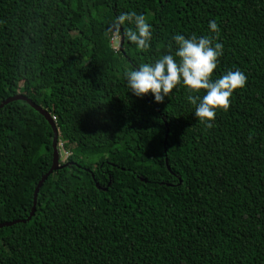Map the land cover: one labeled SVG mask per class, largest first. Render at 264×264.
<instances>
[{
	"label": "trees",
	"instance_id": "trees-1",
	"mask_svg": "<svg viewBox=\"0 0 264 264\" xmlns=\"http://www.w3.org/2000/svg\"><path fill=\"white\" fill-rule=\"evenodd\" d=\"M121 11L152 25L148 49L109 44ZM209 20L212 79L247 77L211 127L186 101L203 90L128 92L125 72L173 52L174 33L212 38ZM15 95L69 155L30 220L0 228V264H264V0H0V103ZM52 138L26 102L0 108V223L28 216Z\"/></svg>",
	"mask_w": 264,
	"mask_h": 264
},
{
	"label": "clouds",
	"instance_id": "clouds-1",
	"mask_svg": "<svg viewBox=\"0 0 264 264\" xmlns=\"http://www.w3.org/2000/svg\"><path fill=\"white\" fill-rule=\"evenodd\" d=\"M207 30L213 34L212 38L174 33L171 37L173 52L124 73L128 92L136 97L150 94L153 102L161 103L178 84L184 85L189 93L203 90L202 95H187L186 101L193 107L195 119L211 127L217 109H227L234 90L244 87L247 77L239 69H229L212 79L223 54V44L216 40L219 28L214 20L207 22ZM151 38L152 25L143 14L121 11L111 22L107 41L111 45L126 39L143 51L149 48Z\"/></svg>",
	"mask_w": 264,
	"mask_h": 264
},
{
	"label": "water",
	"instance_id": "water-1",
	"mask_svg": "<svg viewBox=\"0 0 264 264\" xmlns=\"http://www.w3.org/2000/svg\"><path fill=\"white\" fill-rule=\"evenodd\" d=\"M15 100H22V101L26 102L33 110H35V112H37L39 115H41L44 118V120L47 122V124L50 126V128L52 130V134H53V138H52V161H51V166H50L49 170L44 175L41 176V178L39 179V181L37 182V184L34 187V190L32 193V206L30 208L28 216L24 220H16V221H12V222H1L0 228L10 227V226L18 224V223L24 224V223L28 222L30 220V218L34 215V212L36 209V198H37L38 190L40 189L42 184L46 181L47 177L52 172L61 168L60 162H59V151H58L57 144H56L59 133H58V130L55 126V123L53 122V119L50 117V115L44 109H42L40 106L35 105L30 100L26 99V97H24L23 95H15V96H11V97L6 98L5 100H3L0 103V108L3 105H5L9 102L15 101ZM165 142H166V136H165L164 142H163L164 147H165ZM164 152H165V148H164ZM165 165H166V168L169 170V166L167 164V161H165Z\"/></svg>",
	"mask_w": 264,
	"mask_h": 264
},
{
	"label": "built area",
	"instance_id": "built-area-1",
	"mask_svg": "<svg viewBox=\"0 0 264 264\" xmlns=\"http://www.w3.org/2000/svg\"><path fill=\"white\" fill-rule=\"evenodd\" d=\"M59 154H60L61 162H63L66 159V157L69 155V152L63 151L61 149V145H60V152H59Z\"/></svg>",
	"mask_w": 264,
	"mask_h": 264
},
{
	"label": "rangeland",
	"instance_id": "rangeland-1",
	"mask_svg": "<svg viewBox=\"0 0 264 264\" xmlns=\"http://www.w3.org/2000/svg\"><path fill=\"white\" fill-rule=\"evenodd\" d=\"M111 46H112L114 49H116V48H117V43L113 42V43L111 44ZM57 148H58V151L60 152V144L57 145ZM59 160L61 161V158H60V157H59ZM60 161H59V162H60Z\"/></svg>",
	"mask_w": 264,
	"mask_h": 264
}]
</instances>
